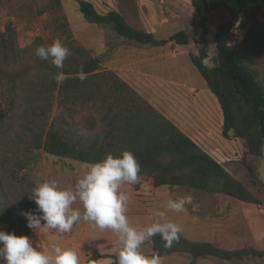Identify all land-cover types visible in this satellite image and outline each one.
<instances>
[{"label": "rangeland", "instance_id": "374dc122", "mask_svg": "<svg viewBox=\"0 0 264 264\" xmlns=\"http://www.w3.org/2000/svg\"><path fill=\"white\" fill-rule=\"evenodd\" d=\"M89 1L100 13L121 11L133 26L156 30L157 38H169L181 29L189 36L186 45L132 43L117 35L110 25L85 20L74 0H63L60 13L67 19L71 37L85 50L98 55L102 68L107 69L103 65L111 59H123L132 52L133 58L149 57L150 70L158 75L167 74L161 62L168 60L179 68V73L168 72L169 75L203 82L189 57L190 53H198L202 32L190 0ZM47 3L48 0H0V30L8 24L14 30V53L0 61L1 176L13 194L16 208L24 207L31 196L22 176L34 183L37 195L47 203L33 237L9 240L7 224H0V264H82L96 249L117 254L118 258H102L93 264H188L191 257L184 252L155 259L150 256L149 237L161 228L175 230L191 240L212 241L226 249L248 246L264 249V147L259 156L250 155L246 150L233 159V152L242 150L245 143L240 138L231 139L233 148L227 154L228 159L221 162L258 198V204L182 186L154 189L150 181L145 185L150 189H140L134 173L94 167L107 173L92 174L86 170L90 165L31 148L30 127L38 118L35 107L43 97L37 90L26 97L16 82L8 80L25 69L30 70L34 79L40 49L56 50L64 41V35L55 27L54 13L46 8ZM230 18L225 8L208 14L209 46L204 60L208 66L216 65L215 26ZM160 21L164 23H155ZM228 43L242 49L245 60L264 84V16L260 14L256 20L238 18L228 35ZM13 88H17L14 97L10 93ZM27 157L33 171L18 169L10 161V158ZM115 174L124 176V182H116ZM119 197L127 200L128 208L118 212ZM101 201V205L94 206ZM197 264L234 262L207 257L199 258ZM239 264H264V257L246 258Z\"/></svg>", "mask_w": 264, "mask_h": 264}, {"label": "trees", "instance_id": "16d2710c", "mask_svg": "<svg viewBox=\"0 0 264 264\" xmlns=\"http://www.w3.org/2000/svg\"><path fill=\"white\" fill-rule=\"evenodd\" d=\"M62 1L48 0L46 8L54 13L55 27L64 35V41L56 50L40 49L34 79L30 70L25 69L8 80L16 82L26 97L34 90L43 97L35 107L38 118L30 127L31 148L64 160L151 178L155 187L182 186L260 203L222 163L117 73L102 68L98 55L91 54L75 42L66 17L60 13ZM74 1L85 20L110 25L117 35L132 43L159 46L168 42L180 45L189 42L188 33L183 29L169 38H157L144 28L133 26L121 11L100 13L89 0ZM190 2L202 32L198 53H190L189 57L221 106L222 135L229 140L242 139L247 153L259 156L264 147V84L245 60L242 49L228 43V35L238 18L256 20L258 15L264 16V0ZM218 8H225L231 18L215 26L216 65L208 66L204 62L209 46L208 14ZM13 31L10 24L0 30V61L14 53ZM10 93L12 97L17 95V88L10 89ZM29 160V157L10 158L18 169L33 171ZM1 167L0 161V224H7L9 240L33 237L47 203L37 195L34 183L22 176L31 196L24 207L16 208L13 194L1 176ZM149 239L150 256L154 259L177 252L190 255L188 264H197L199 258L207 257L234 264L246 258L264 257V249L252 246L226 249L212 241L188 239L170 229H156ZM107 257L117 260L118 255L101 253L96 249L82 264H93Z\"/></svg>", "mask_w": 264, "mask_h": 264}, {"label": "crops", "instance_id": "0c3cea01", "mask_svg": "<svg viewBox=\"0 0 264 264\" xmlns=\"http://www.w3.org/2000/svg\"><path fill=\"white\" fill-rule=\"evenodd\" d=\"M155 23L159 25L164 22L160 21ZM146 27L148 28V26ZM148 31L154 35L158 33L154 29H149ZM125 51L127 52V50ZM173 52L176 53L177 51L172 50ZM133 55L130 52L123 59L115 60L110 58L111 60L109 59L110 61L103 66L116 72L124 81L154 105L158 111L217 161L220 163L225 162V158L228 159L227 154L233 148L230 144L232 140H228L222 135V109L216 96L207 87L206 82L203 80V83L199 79L187 80L180 76L169 75L168 72H173L174 74L179 73V68L175 63H168V60L161 62L167 74L158 75L150 70L151 63L149 57L142 56L133 58ZM246 150L247 148L243 144L242 150L239 149L233 152L235 157L233 159L239 158L241 153L244 154ZM86 170L91 171L92 174L95 172L103 173L105 171H96L93 166H87ZM115 176L118 178L116 182H124V176L121 174H115ZM137 176L136 179H138L140 189L147 188L145 185L149 181V184L153 185L151 178L145 179L140 175ZM149 187L147 189H150ZM153 187L154 189L158 188L154 185ZM133 189L135 191V186H133ZM86 191L88 192V190ZM133 198L134 194L132 200ZM101 204L102 201L94 206ZM117 207L118 212L124 207L128 208L127 200L120 198Z\"/></svg>", "mask_w": 264, "mask_h": 264}]
</instances>
